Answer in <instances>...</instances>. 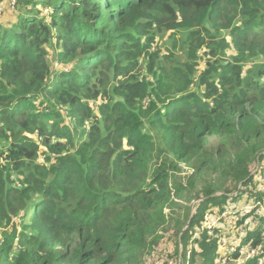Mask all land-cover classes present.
<instances>
[{
  "label": "trees",
  "instance_id": "1",
  "mask_svg": "<svg viewBox=\"0 0 264 264\" xmlns=\"http://www.w3.org/2000/svg\"><path fill=\"white\" fill-rule=\"evenodd\" d=\"M16 1L0 264H146L167 234L187 264H218L194 238L204 215L264 197V0Z\"/></svg>",
  "mask_w": 264,
  "mask_h": 264
},
{
  "label": "built area",
  "instance_id": "2",
  "mask_svg": "<svg viewBox=\"0 0 264 264\" xmlns=\"http://www.w3.org/2000/svg\"><path fill=\"white\" fill-rule=\"evenodd\" d=\"M16 7V0H0V17L4 11L14 12ZM258 182V191L264 193V178H259ZM262 219L264 198L252 199L247 204L226 211H209L204 215L201 229L195 234V239L200 240L201 236L206 234L217 242L218 264H249L264 254V245H254V242L249 240L250 234ZM177 261L181 262V252L178 259L172 258L169 264H176ZM164 263V260L161 263L155 262Z\"/></svg>",
  "mask_w": 264,
  "mask_h": 264
},
{
  "label": "rangeland",
  "instance_id": "3",
  "mask_svg": "<svg viewBox=\"0 0 264 264\" xmlns=\"http://www.w3.org/2000/svg\"><path fill=\"white\" fill-rule=\"evenodd\" d=\"M4 12L6 13L9 11H4ZM49 13H50V10H48L46 12V14H49ZM155 47L153 48L154 50H155ZM39 163H41V164L44 163V157H41L39 159ZM258 167H259V165H258ZM184 169L186 170V172H189L188 169H186V168H184ZM255 173H256V171H255ZM263 198L264 197L262 196L260 199H263ZM187 226H188V224H187ZM1 232H2V230H0V238L2 237ZM174 237L177 238L175 235L173 236V234H172V236L167 234L165 236V241L162 242L161 244H159V246H157L154 249V252L152 253V255L147 259L146 264H155L156 261H159V263H161L162 260L165 261L164 264H169L171 262L172 258L178 259L180 252H181V262L177 261L176 264H187L186 260L183 257V246L180 244V242L177 243V240ZM178 244H180V246ZM189 247L190 248L188 251H190V249H192V248H197V245L193 244V242H191ZM177 248H178V250H177ZM177 251H179L178 256L176 255ZM259 264H264V259Z\"/></svg>",
  "mask_w": 264,
  "mask_h": 264
},
{
  "label": "water",
  "instance_id": "4",
  "mask_svg": "<svg viewBox=\"0 0 264 264\" xmlns=\"http://www.w3.org/2000/svg\"><path fill=\"white\" fill-rule=\"evenodd\" d=\"M203 202H204V201H200L199 204L197 205V207L195 208V210L193 211L192 216H191V219H190V221H189V224H190V222L192 221L193 217L196 215V213H197L199 207L201 206V204H202ZM189 224H188V225H189ZM186 229H188V226L185 228V230H186ZM185 230H184V231H185Z\"/></svg>",
  "mask_w": 264,
  "mask_h": 264
}]
</instances>
